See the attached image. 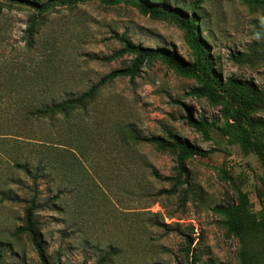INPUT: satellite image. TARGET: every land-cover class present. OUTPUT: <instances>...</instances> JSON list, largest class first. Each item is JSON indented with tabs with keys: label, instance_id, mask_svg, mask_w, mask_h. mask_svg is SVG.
<instances>
[{
	"label": "rangeland",
	"instance_id": "rangeland-1",
	"mask_svg": "<svg viewBox=\"0 0 264 264\" xmlns=\"http://www.w3.org/2000/svg\"><path fill=\"white\" fill-rule=\"evenodd\" d=\"M165 1L185 5L194 0ZM200 10L204 16L201 30L221 64L223 77L234 74L264 82V62L239 65L231 58L232 51H246L259 40L251 30L252 20L260 13L242 0H201ZM35 16L34 10L23 5L3 8L0 60L17 63L24 59L26 29ZM36 19L31 70L34 81L49 94H80L112 70L130 65L134 57L130 54L101 59L122 47L123 36L135 44L170 48L186 60L192 57L178 25L124 3L84 1L56 7ZM196 85L193 78L154 60L143 64L133 80L120 77L104 85L85 108L36 123L33 128L48 133V147L60 153L62 163V178L41 182L46 198H55L57 189L62 190L57 208L39 213L40 240L51 264H241L239 239L226 233L214 211L237 193L220 169L235 176L258 215L264 212V200L256 193L264 169L255 155L243 153L218 128L206 140L189 124V112L197 119L223 123L221 106L190 93ZM254 116L264 117V110ZM128 123L145 135L172 130L210 150L207 157L188 161V188L183 185L170 193L171 183L152 174H176L173 153L151 144L111 139L110 133ZM19 175L25 184L30 182ZM7 187L21 198L26 196L22 185ZM23 217V203L0 204V264H42L30 236L14 234ZM186 235L196 238L190 252L193 258L187 257Z\"/></svg>",
	"mask_w": 264,
	"mask_h": 264
},
{
	"label": "trees",
	"instance_id": "trees-1",
	"mask_svg": "<svg viewBox=\"0 0 264 264\" xmlns=\"http://www.w3.org/2000/svg\"><path fill=\"white\" fill-rule=\"evenodd\" d=\"M84 1L93 0H0V15L3 8L11 4L26 6L37 14L30 20L26 29L24 59L17 63L0 60V169L5 171L1 174L4 176L3 180L0 175V204L5 201L23 203L22 224L13 231L16 236H30L42 264H51V261L40 240L39 213L57 208L56 200L62 190L57 189L55 198H46L41 190V182L44 178H62V163L60 153L52 152L48 147V133L40 134L33 127H37L36 123L43 120H54L60 114L67 115L78 108H85L97 97L104 85L120 77L133 80L140 75L143 64L147 62L161 60L178 74L193 78L197 85L190 93L205 97L212 104L221 106L223 123L218 125L204 117L197 119L189 112L186 115L189 124L200 131L206 140L211 139V130L218 128L229 142L238 144L243 153L255 155L264 169V117L257 119L254 116L258 110H264V82L234 74H226V78L223 77L225 73L222 72L221 64L211 52V45L201 30L204 23L200 10L201 0H194L185 5H172L165 0H99L107 5L124 3L139 9L145 15L175 23L183 30L184 40L191 51V59H184L170 48L135 44L123 36L120 38L122 47L101 59L111 61L130 54L134 56L130 65L112 70L77 95L64 92L49 94L45 88L41 89L38 86L40 83L34 81L30 58L36 50V18L56 7L76 5ZM242 1L260 13L259 17L252 20L251 30L254 35L259 36V40L249 44L246 51H232L231 58L236 64L254 66L264 62V0ZM262 74L264 76V70ZM51 87H54L53 81ZM110 134L111 139L118 140L117 142L121 139L122 142L151 144L160 151L173 153L176 156V174L162 177L158 172L152 171L158 179L171 183L170 193H175L183 185L188 188V161L195 156L207 157L210 153V150L172 130H167L165 135H145L134 123H128ZM220 171L223 179L229 182L237 193L235 199L215 206L214 211L220 216V223L226 233L239 239L241 264H264V212L260 215L253 212L249 193L237 184L233 174L224 168ZM19 174L27 177L30 182H22ZM259 180L260 186L256 188V193L259 200H264V174ZM10 184L22 185L26 196L21 198L14 194L7 187ZM195 240L193 235L185 236L188 258H193L190 252Z\"/></svg>",
	"mask_w": 264,
	"mask_h": 264
}]
</instances>
